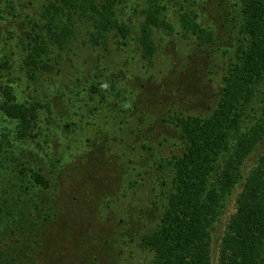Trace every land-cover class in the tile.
<instances>
[{"label":"rangeland","instance_id":"obj_1","mask_svg":"<svg viewBox=\"0 0 264 264\" xmlns=\"http://www.w3.org/2000/svg\"><path fill=\"white\" fill-rule=\"evenodd\" d=\"M39 4L37 0H0V103L6 99L4 92L11 91L19 102L40 105L34 125L22 135L18 134V121L0 111V199L3 203L0 207L6 205L5 214L0 211V222L6 223L3 225L8 229L9 201L19 199L14 217L22 223L29 221L24 211L34 208L32 197L39 202L57 194L59 211H56L61 220L57 223L58 233L42 235L44 240L38 257L42 264H148L153 254L141 247L140 239L156 224L164 199L162 203L151 204L150 182L125 197L118 190L120 170L117 169L114 180L82 189L70 178L74 167L82 164L75 156L95 143L90 161L112 175L114 171L109 165L113 153L108 151L109 146L102 147L97 134L104 133L109 118L119 121L114 118L119 114V107L108 102L120 101L129 89L142 97L149 105L144 107L149 109L148 116H153L150 129L141 126L148 121V116H142V120L137 113L133 116L131 120L139 121L141 133L158 132L156 114L160 115L162 110L179 107L193 114L212 112L222 94L224 76L235 50L244 42L240 27L241 0H120L117 19L131 25L132 35L124 38L113 31L106 46L98 45L93 50L82 44L89 41L85 23L79 22L77 38L70 39L63 58L68 64H55L47 70L30 73L23 64L25 43L20 39L31 25L32 16H36L34 7ZM151 4L167 7L163 13L166 12L174 29L169 33L158 31L156 50L149 64L136 37L145 10ZM189 11L197 12L203 26L214 31L217 43L199 42L191 27L181 20L182 13ZM259 100L260 97L256 98L255 105ZM262 152L264 140L245 159L243 176ZM39 165L51 183L46 188L36 185L37 190L33 192L31 174L39 170ZM52 165L58 170L57 176L48 171L55 168ZM101 170L99 180L104 178ZM241 187L242 179L233 188L219 221L214 224L210 245L212 264H217L224 226L235 210ZM11 255L16 260L20 256L24 261L29 260L16 248ZM30 255V259H35L36 253Z\"/></svg>","mask_w":264,"mask_h":264},{"label":"trees","instance_id":"obj_2","mask_svg":"<svg viewBox=\"0 0 264 264\" xmlns=\"http://www.w3.org/2000/svg\"><path fill=\"white\" fill-rule=\"evenodd\" d=\"M37 1L40 4L34 7L36 16H32L31 25L20 39L25 43L23 64L30 73L47 70L55 64H68L63 58L67 55L70 39L77 38L79 22L85 23L89 41V44L85 41L82 44L93 50L98 45L106 46L113 31L124 38L134 32L130 24L117 19L120 0ZM241 6L240 27L245 35L244 42L235 50L224 76L222 94L212 112L193 114L179 107L162 110L160 115L156 114L158 132L141 133V126L148 127L153 116H148L149 109L144 107L149 105L142 97L135 96L129 89L128 95L120 101L108 102L119 107V114L114 117L119 121L109 118L107 126L101 120L107 127L102 128L104 133L97 134L102 147L109 146L108 151L113 153L109 165L114 171L112 175L90 161L95 143L75 156L82 164L74 167L70 178L82 189L88 190L91 184L100 181L107 184L114 180L117 169L120 170L118 190L125 197L150 182L151 204L162 203L164 199L156 224L140 239L141 247L153 254L148 264H212L210 245L214 224L219 221L230 193L241 179L235 210L225 223L218 246L217 264H264V152L255 165L244 176L242 174L245 159L264 140V0H241ZM165 8L149 5L136 37L149 64L156 50L158 31L169 33L174 29L166 12L163 13ZM181 20L191 27L200 43L218 42L214 31L198 20L197 12L182 13ZM4 95L6 99L0 103V111L7 118L18 121V134L22 135L34 125L40 105L19 102L11 91H5ZM258 97L260 102L255 105ZM102 99L105 98L102 96ZM136 113L141 120L142 116H148V121L140 126L139 121L131 120ZM39 167L31 174L33 192L37 190L36 185L46 188L51 183L44 168ZM100 170L104 178L99 180ZM48 171L57 176L56 167ZM21 188L19 185V191ZM56 197L57 194L51 199H39V202L32 197L34 208L24 211L29 221L22 223L14 217L19 199H15V203L8 202L11 223L7 229L6 223L0 222V264H42L38 259L41 240H44L42 235L56 233L61 220H58ZM1 200L0 205L3 204ZM4 207H0V211L3 212ZM13 248L29 260L24 261L22 256L18 260L13 258ZM30 253L38 256L30 259Z\"/></svg>","mask_w":264,"mask_h":264}]
</instances>
